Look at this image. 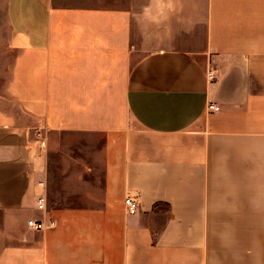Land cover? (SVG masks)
<instances>
[{"label":"crops","instance_id":"obj_1","mask_svg":"<svg viewBox=\"0 0 264 264\" xmlns=\"http://www.w3.org/2000/svg\"><path fill=\"white\" fill-rule=\"evenodd\" d=\"M0 264H264V0H0Z\"/></svg>","mask_w":264,"mask_h":264},{"label":"built area","instance_id":"obj_2","mask_svg":"<svg viewBox=\"0 0 264 264\" xmlns=\"http://www.w3.org/2000/svg\"><path fill=\"white\" fill-rule=\"evenodd\" d=\"M208 79H209V81L214 82L216 80L215 72L209 71ZM210 110L218 112V111H220V108L211 105L210 106ZM36 137L37 138H41L42 134L40 132H37L36 133ZM40 145H41L42 148H44L46 146V142L44 140H41ZM125 206H126L128 212H129V214H131V215H136L138 213V211H139V203L133 197H129V198H127L125 200ZM38 208L41 211H44L46 209L45 200L42 197L38 199ZM28 225H29V227H31L34 230H43V229H45V225L42 222H38V221H34V220H30L28 222ZM54 225L55 224L52 223V226H54Z\"/></svg>","mask_w":264,"mask_h":264},{"label":"rangeland","instance_id":"obj_3","mask_svg":"<svg viewBox=\"0 0 264 264\" xmlns=\"http://www.w3.org/2000/svg\"><path fill=\"white\" fill-rule=\"evenodd\" d=\"M54 161H55V163H56V162H57V159H55Z\"/></svg>","mask_w":264,"mask_h":264}]
</instances>
